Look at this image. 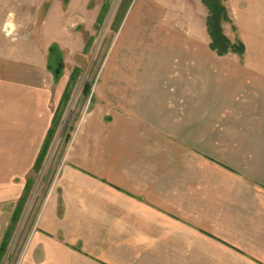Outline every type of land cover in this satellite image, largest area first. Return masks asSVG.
<instances>
[{
  "label": "crops",
  "instance_id": "obj_1",
  "mask_svg": "<svg viewBox=\"0 0 264 264\" xmlns=\"http://www.w3.org/2000/svg\"><path fill=\"white\" fill-rule=\"evenodd\" d=\"M144 4L116 31L91 109L16 243L9 228L29 211L27 176L70 82L0 54V249L11 258L18 246L15 264H264L262 65L170 34L169 20L140 17Z\"/></svg>",
  "mask_w": 264,
  "mask_h": 264
},
{
  "label": "rangeland",
  "instance_id": "obj_2",
  "mask_svg": "<svg viewBox=\"0 0 264 264\" xmlns=\"http://www.w3.org/2000/svg\"><path fill=\"white\" fill-rule=\"evenodd\" d=\"M125 1L0 0V54L10 55L14 60L27 65L35 60V65L42 67L44 75L48 76V82L55 85L66 86L76 74L70 98L66 102L63 100L58 109L57 124L54 126V135L46 157L40 169L27 176V179H34L26 208L29 211L22 219L17 218L11 242H23L22 236L33 222L54 178L53 167L61 161L70 140L67 137L74 132L82 116L91 109L92 98L85 95V87L89 84L91 90H94L102 68L115 56L116 38L119 34L114 31L117 19L123 18V22L131 7L143 1L147 9L141 14V18L154 21L161 17L169 20L170 34L183 39L201 38L207 42L208 19L211 14L203 0H131L130 8L123 17ZM221 2L227 8L231 20L223 23L224 33L233 43L241 40L245 44L246 53L243 58L232 54L219 57L213 53L219 59L236 61L239 67H244L247 62H259L262 65L261 75L264 77V58L259 57V51L264 50V24L261 26V20L264 21L261 4H264V0ZM157 6L166 10L157 9ZM103 11L106 12L104 23L98 28V20ZM8 25L13 26V31L8 29ZM52 46L57 47L56 53L61 54L60 59L56 53L51 55ZM202 48L207 49V43ZM33 53L36 57L31 56ZM48 92L50 96L46 106L48 109L51 105L48 112L54 114L61 101V90L53 86ZM19 235H22L20 239ZM17 253L18 246L13 256L10 258L6 254L0 264H15Z\"/></svg>",
  "mask_w": 264,
  "mask_h": 264
},
{
  "label": "trees",
  "instance_id": "obj_3",
  "mask_svg": "<svg viewBox=\"0 0 264 264\" xmlns=\"http://www.w3.org/2000/svg\"><path fill=\"white\" fill-rule=\"evenodd\" d=\"M132 1L131 0H126L125 3L123 4L122 11L124 12L123 17L125 16L127 10L130 8ZM203 3L206 5V7L210 10V17L208 19V33L210 36V49L211 51L215 52L219 57H225L229 54L232 55H237L240 58H243L246 53V47L245 44L241 40H237L235 43H233L224 33L223 30V23L224 22H231L229 15H228V10L224 6V4L221 2V0H203ZM106 12H102L100 15V18L98 20V28L101 27V25L104 23V18H105ZM123 18L117 19V25L114 27V31H118L119 26L122 22ZM58 52V49L56 46L51 47V55L52 53ZM58 54L59 59L61 58L60 53ZM76 76V74H75ZM72 76L70 85H69V90L67 91V94L64 98V101H68L70 98V93L72 90V87L76 83V77ZM91 94V85L87 84L85 87V95L88 97ZM57 121H55L54 125L56 126ZM54 135V130L49 133V136L47 138V141L43 147V151L41 152L39 159L37 161V169L40 168L42 162L44 161L46 157V153L49 149V144L52 140V137ZM67 139H70V136L67 137ZM17 216L13 218L11 227L9 228V233L11 229V233L13 229L16 226V221H17ZM8 235V234H7ZM11 235V234H10ZM9 235V236H10ZM8 240V237H7ZM6 243V242H5ZM5 244L3 243L1 249H0V262L2 261L4 257V252H5Z\"/></svg>",
  "mask_w": 264,
  "mask_h": 264
},
{
  "label": "bare ground",
  "instance_id": "obj_4",
  "mask_svg": "<svg viewBox=\"0 0 264 264\" xmlns=\"http://www.w3.org/2000/svg\"><path fill=\"white\" fill-rule=\"evenodd\" d=\"M8 29L11 30V31H13V26L8 25ZM10 34H11V33H10Z\"/></svg>",
  "mask_w": 264,
  "mask_h": 264
}]
</instances>
